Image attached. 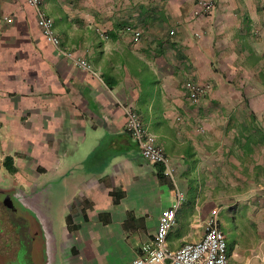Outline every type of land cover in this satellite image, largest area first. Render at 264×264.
Instances as JSON below:
<instances>
[{"label":"crops","instance_id":"0c3cea01","mask_svg":"<svg viewBox=\"0 0 264 264\" xmlns=\"http://www.w3.org/2000/svg\"><path fill=\"white\" fill-rule=\"evenodd\" d=\"M198 1L43 0L61 47L94 75L45 41L23 0H0V163L11 157L29 184L47 264H132L173 204L121 105L137 110L184 192L169 249L198 241L217 208L226 239L237 233L230 264H264V0H211L209 13ZM187 81L211 85L196 106ZM42 181L62 183V206H35Z\"/></svg>","mask_w":264,"mask_h":264},{"label":"built area","instance_id":"2783aa9c","mask_svg":"<svg viewBox=\"0 0 264 264\" xmlns=\"http://www.w3.org/2000/svg\"><path fill=\"white\" fill-rule=\"evenodd\" d=\"M24 3L35 10L37 25L45 41L59 54L70 59L72 63L85 71L97 75L89 63L71 51L63 49L60 38L54 29V20L42 9L43 0H23ZM213 8L211 0H199L196 12L209 13ZM132 31L133 41L141 38L137 29L127 28ZM190 102L198 105L201 98L210 89L209 83L199 84L187 81L185 84ZM124 117V129L136 144L139 154L147 161L159 164L163 174L173 185V204L163 209L158 217L157 229L150 242L141 245L139 254L132 264H230L227 254L226 234L220 227L219 211L213 208L207 218L202 237L196 242H189L177 250L169 249L166 238L175 224L176 211L184 201V192L176 182L175 168L170 164L162 146L156 137L144 125L137 110L131 106L121 105ZM201 131L202 128H197Z\"/></svg>","mask_w":264,"mask_h":264},{"label":"flooded vegetation","instance_id":"af4514ba","mask_svg":"<svg viewBox=\"0 0 264 264\" xmlns=\"http://www.w3.org/2000/svg\"><path fill=\"white\" fill-rule=\"evenodd\" d=\"M20 200L0 191V264H47L41 219Z\"/></svg>","mask_w":264,"mask_h":264},{"label":"rangeland","instance_id":"374dc122","mask_svg":"<svg viewBox=\"0 0 264 264\" xmlns=\"http://www.w3.org/2000/svg\"><path fill=\"white\" fill-rule=\"evenodd\" d=\"M14 172L15 170L13 172L8 171L5 165L3 163H0V191L1 190L9 191L11 195H13L14 197H17V199L19 200L21 199L25 204L29 205L31 194L28 192H24V191L29 190L30 188L29 184L21 183L17 181L16 179L17 176L14 175ZM27 172L29 173V169H27ZM42 182L44 183L40 186L41 188H38V191L35 190L36 191L35 192V206L40 209H42L43 207H46V210L49 207L48 211H50L49 204L51 205V203L56 208H58L59 206H62V202L64 199V192H63L64 189L62 187V183L58 184L57 187L52 188L50 186L51 188H49L48 182L46 181H42ZM3 211H4V207L1 206L0 204V217L3 214ZM220 227L223 231L225 230V228H223L222 225ZM229 233L231 234V237L226 239L227 254H229V250H230L229 247L231 246V244L234 242V240L237 237L235 228L229 229Z\"/></svg>","mask_w":264,"mask_h":264},{"label":"trees","instance_id":"16d2710c","mask_svg":"<svg viewBox=\"0 0 264 264\" xmlns=\"http://www.w3.org/2000/svg\"><path fill=\"white\" fill-rule=\"evenodd\" d=\"M3 164L8 169V171L13 172L15 170V168L12 165V158L11 157H8V156L5 157V159L3 161ZM159 173L160 174H163V168H162V166L159 168Z\"/></svg>","mask_w":264,"mask_h":264}]
</instances>
